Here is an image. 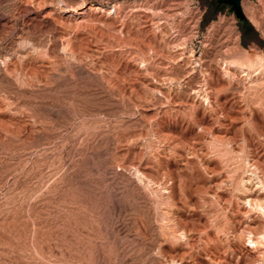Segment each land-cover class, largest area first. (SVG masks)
<instances>
[{"label": "rangeland", "instance_id": "374dc122", "mask_svg": "<svg viewBox=\"0 0 264 264\" xmlns=\"http://www.w3.org/2000/svg\"><path fill=\"white\" fill-rule=\"evenodd\" d=\"M242 3L0 0V264H264Z\"/></svg>", "mask_w": 264, "mask_h": 264}, {"label": "water", "instance_id": "95a60500", "mask_svg": "<svg viewBox=\"0 0 264 264\" xmlns=\"http://www.w3.org/2000/svg\"><path fill=\"white\" fill-rule=\"evenodd\" d=\"M219 3L229 4L231 6L232 11L240 20L247 19L243 10L242 0H219Z\"/></svg>", "mask_w": 264, "mask_h": 264}, {"label": "bare ground", "instance_id": "6f19581e", "mask_svg": "<svg viewBox=\"0 0 264 264\" xmlns=\"http://www.w3.org/2000/svg\"><path fill=\"white\" fill-rule=\"evenodd\" d=\"M250 2H251V1H250ZM243 4H244V3H242V5H243ZM243 6H244V5H243ZM20 11H21V10H20ZM244 13H246V15H247L251 20H252V19H253V20L255 19V18H254V15H253L252 11H250V9H249V10H248V9H247V10L244 9ZM29 14H30V13H29ZM28 16H29V15H28ZM29 20H30V19H29ZM253 20H252V21H253ZM30 21H31V20H30ZM256 21H257V20H256ZM23 23H24V22H23ZM23 23H22V24H23ZM22 24H21V25H22ZM23 27H24V26H23ZM27 30H28V29H27ZM30 30H31V29H30ZM25 31H26V30H25ZM9 51H10V50H9ZM192 73H193V72H192ZM196 92H197V91H196ZM145 187H146V186H145ZM147 189H148V188H147ZM260 236H262V235H260ZM260 236H259V237H260ZM262 238H263V237H262ZM262 238H261V239H262ZM263 239H264V238H263ZM251 242L254 243V245H255V244L258 243V240H256V239H252V238H251ZM259 243H261V242H259ZM259 243H258V244H259ZM258 244H257V245H258ZM259 245H260V244H259Z\"/></svg>", "mask_w": 264, "mask_h": 264}, {"label": "trees", "instance_id": "16d2710c", "mask_svg": "<svg viewBox=\"0 0 264 264\" xmlns=\"http://www.w3.org/2000/svg\"><path fill=\"white\" fill-rule=\"evenodd\" d=\"M257 34V33H256Z\"/></svg>", "mask_w": 264, "mask_h": 264}]
</instances>
